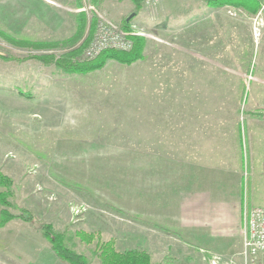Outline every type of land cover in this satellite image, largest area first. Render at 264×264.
Instances as JSON below:
<instances>
[{
    "label": "rangeland",
    "instance_id": "obj_1",
    "mask_svg": "<svg viewBox=\"0 0 264 264\" xmlns=\"http://www.w3.org/2000/svg\"><path fill=\"white\" fill-rule=\"evenodd\" d=\"M82 1L81 8H73V0H64L65 4L59 0H0V29L13 39L35 43L54 40L53 34H46L34 25L40 15L46 14L50 3L67 13L88 12L95 17L94 26L99 15L109 19L101 14L104 8H98L90 0ZM116 1H122L118 4L122 9L133 4L131 0H106V4ZM155 4L149 6L143 0L141 7L132 12L140 13L145 20L135 22L148 32L143 38L176 48L180 42L193 46L195 28L215 19L220 57L226 55L223 48L228 41L229 56L239 58V67H247L248 74L254 76L264 73V26L260 36L254 37L249 20L228 15L224 10L226 4L210 7L206 0H167L164 5L171 11L168 20L173 21L172 27L158 31L148 20L157 23L165 8L161 0ZM161 22L168 24L164 19ZM182 24L187 27L179 30L177 25ZM50 42L56 45H20L0 37V170L12 181L10 211L19 213L25 209L31 216L30 221L14 218L0 227V264H67L55 254L52 258L48 255L51 248L42 237L43 223H51L57 231L65 232L71 238L68 246L85 255L90 264H101L93 250L98 239L108 237L120 250L126 246L146 250L152 239H157L153 255L159 264H210L197 254L200 252L188 236L163 220V213L168 214L162 209L163 203L168 199L174 202L179 188L178 145H163L162 135H156L154 141L160 144L149 146L154 147L156 154L152 153L150 160H132L137 146L130 136L131 129L112 127L117 124L107 120V113L99 110L98 101L104 98L88 97L85 104L79 105L72 96L75 89L72 85L76 83L73 77L53 62L38 58L45 55L58 58L81 42L77 46L64 41ZM83 51L74 60L83 62L98 56L86 57ZM106 62L87 71L92 72L96 82L100 80L99 84L103 83V76L94 72L104 70ZM253 82L246 79L242 83L243 106ZM92 88L91 83H80L78 87L85 94ZM4 188L0 186V190ZM77 208L80 212L75 214ZM78 231L92 233L93 241H82L76 234ZM132 233H136V241L131 239ZM34 235L36 239H30ZM173 235L179 238L177 242ZM161 236L170 237L167 251L163 248L166 239ZM40 238L44 245L41 255L37 246ZM33 247L38 253L35 259L36 253L32 257L28 252ZM155 262L151 260L150 264Z\"/></svg>",
    "mask_w": 264,
    "mask_h": 264
},
{
    "label": "crops",
    "instance_id": "obj_2",
    "mask_svg": "<svg viewBox=\"0 0 264 264\" xmlns=\"http://www.w3.org/2000/svg\"><path fill=\"white\" fill-rule=\"evenodd\" d=\"M166 1L161 0L165 14L159 16L160 22L148 20L158 31L172 27L173 21L168 20L172 14L164 5ZM59 2L65 4L64 0ZM82 2L73 0L71 7L81 8ZM121 2L106 4V0H90L98 8H104L101 14L123 24L134 12L135 5L132 2L131 7L122 9L118 6ZM49 5L46 14L40 15L34 25L54 35L55 39L47 42L64 41L77 46L95 17L86 11L67 13ZM162 19L168 24L161 22ZM129 22L145 20L137 12ZM215 22L214 19L195 28L193 46L180 42L176 48L144 38L140 59L130 64L110 59L105 72H94L103 76L101 84L91 77L92 72L68 75L76 82L72 85L75 88L72 96L79 105L85 104L88 97L104 98L98 101L99 110L107 113V120L117 124L112 127L131 129L130 136L137 146L132 160H150L151 154L156 153L149 146L155 144L178 145L179 188L174 202L168 199L161 206L168 212L163 213V220L173 223L179 232L188 236L204 261L243 264L240 251L244 201L250 206H264V73L254 76L248 74L247 67H239V58L229 56V37L223 48L226 55L220 57ZM186 27V24L177 25L179 30ZM246 79L254 82L246 97L243 95V106L241 87ZM80 83H91L93 88L88 94L82 93L78 89ZM160 134L163 142L155 143V136ZM167 155L170 159L169 151ZM108 239L111 237L104 240ZM131 239L136 241V233H132ZM161 239H166L163 248L169 250L170 237L161 236ZM40 241L39 255L44 249L42 238ZM156 241L152 239L153 243L145 250L150 255V263L155 262ZM115 248L143 250L134 246ZM28 252L32 256L34 247ZM47 253L51 258L54 256L51 250ZM37 254L32 257L38 258Z\"/></svg>",
    "mask_w": 264,
    "mask_h": 264
},
{
    "label": "trees",
    "instance_id": "obj_3",
    "mask_svg": "<svg viewBox=\"0 0 264 264\" xmlns=\"http://www.w3.org/2000/svg\"><path fill=\"white\" fill-rule=\"evenodd\" d=\"M135 5V9H139L143 0H132ZM206 4L210 7H217L224 4H232L240 6L247 10L249 13L257 11L259 5L256 0H206ZM87 35L84 37L80 45L71 50L70 52L55 58L50 55L39 56L38 58L45 62H53L55 66L64 73H83L100 68L108 59L116 60L123 64H130L142 57L144 38L135 36L133 37V47L128 50H115L107 49L102 51L97 57L89 61L78 62L74 60L82 50L88 45L92 37L94 20H92ZM128 22L123 20V26L127 27ZM0 37L13 41L20 45L29 46H53L55 42H43L35 43L26 40L13 39L7 32L0 29ZM67 43V42H65ZM70 43V42H68ZM67 43V44H68ZM11 178L1 172L0 170V186H4L3 190H0V227L5 225L8 221L14 218H20L22 220H31V216L27 210L21 209L19 213H12L10 208L12 207L9 196L12 194L11 190ZM41 232L44 238L50 243L52 252L58 257V259L66 262L67 264H90L86 256L79 253L72 247L68 246L69 236H66L65 232L57 231L51 223L41 224ZM77 236L86 243H91L94 239L92 233L84 231L76 232ZM94 254L97 255L101 264H150V255L145 250L127 249L118 251L115 248L114 240H101L98 239L95 244Z\"/></svg>",
    "mask_w": 264,
    "mask_h": 264
},
{
    "label": "built area",
    "instance_id": "obj_4",
    "mask_svg": "<svg viewBox=\"0 0 264 264\" xmlns=\"http://www.w3.org/2000/svg\"><path fill=\"white\" fill-rule=\"evenodd\" d=\"M158 0H144L149 6L156 5ZM259 7L256 12L248 14L240 6L226 4L224 10L235 18H247L254 37H259L264 26V0H256ZM151 4V5H150ZM148 36V32L135 22H129L127 27L99 15L96 19L94 32L83 54L93 58L107 49L128 51L133 47V37ZM247 171H244V176ZM78 209V208H77ZM79 213V209L75 210ZM243 264H264V206L243 204L242 249ZM210 264L218 263L214 259Z\"/></svg>",
    "mask_w": 264,
    "mask_h": 264
},
{
    "label": "water",
    "instance_id": "obj_5",
    "mask_svg": "<svg viewBox=\"0 0 264 264\" xmlns=\"http://www.w3.org/2000/svg\"><path fill=\"white\" fill-rule=\"evenodd\" d=\"M134 13H131L127 18L126 20L129 21L132 17H133Z\"/></svg>",
    "mask_w": 264,
    "mask_h": 264
}]
</instances>
